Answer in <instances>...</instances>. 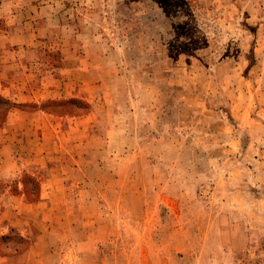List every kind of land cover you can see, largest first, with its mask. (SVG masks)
<instances>
[{
  "label": "rangeland",
  "instance_id": "obj_1",
  "mask_svg": "<svg viewBox=\"0 0 264 264\" xmlns=\"http://www.w3.org/2000/svg\"><path fill=\"white\" fill-rule=\"evenodd\" d=\"M0 96V264H264V0H0Z\"/></svg>",
  "mask_w": 264,
  "mask_h": 264
},
{
  "label": "trees",
  "instance_id": "obj_2",
  "mask_svg": "<svg viewBox=\"0 0 264 264\" xmlns=\"http://www.w3.org/2000/svg\"><path fill=\"white\" fill-rule=\"evenodd\" d=\"M0 101L3 104H7V105H10V103H11L10 100L3 98L2 96H0ZM0 240L2 241V243L4 242L2 247L4 249H7L8 251L4 250L1 247H0V250L7 255L19 254L22 251L26 250L28 245H29V240L25 236H23L20 233H18L17 231H15L14 229H11L9 235H5V236L0 237ZM13 242L16 244H13ZM5 243H7L8 245H5ZM9 250H12L13 253L9 252Z\"/></svg>",
  "mask_w": 264,
  "mask_h": 264
},
{
  "label": "crops",
  "instance_id": "obj_3",
  "mask_svg": "<svg viewBox=\"0 0 264 264\" xmlns=\"http://www.w3.org/2000/svg\"><path fill=\"white\" fill-rule=\"evenodd\" d=\"M80 93H83V92H80ZM82 97H84L83 95H82ZM85 98V97H84ZM52 99V98H51ZM9 100V99H8ZM86 100L87 101H89V99L88 98H86ZM12 112V111H11ZM11 112H10V114H11Z\"/></svg>",
  "mask_w": 264,
  "mask_h": 264
}]
</instances>
